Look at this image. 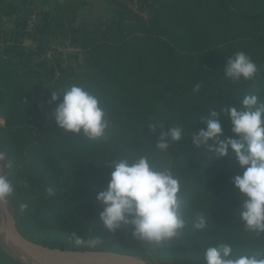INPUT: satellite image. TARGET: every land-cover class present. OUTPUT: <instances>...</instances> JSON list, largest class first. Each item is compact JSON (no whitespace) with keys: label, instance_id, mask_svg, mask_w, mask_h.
Instances as JSON below:
<instances>
[{"label":"trees","instance_id":"obj_1","mask_svg":"<svg viewBox=\"0 0 264 264\" xmlns=\"http://www.w3.org/2000/svg\"><path fill=\"white\" fill-rule=\"evenodd\" d=\"M80 1L89 3L44 6L31 50L23 43L30 11L22 6L26 19L0 42V150L15 162V179L31 195L20 212L21 228L54 245L195 264H207L203 250L220 243L231 244L235 255L264 253V234L247 231L239 218L243 195L232 181L241 170L230 163L231 150L221 158L192 141L222 105L241 107L251 95L264 102V0H108L111 17L90 24L78 21ZM57 38H67L77 50L69 55L73 63L41 57ZM237 52L256 63L255 79L224 77L226 61ZM73 84L92 89L107 106V142L67 133L51 118L58 103L51 102L53 91ZM219 119L224 136L233 135L229 116ZM159 123L163 128L155 133L148 128ZM174 126L183 130L182 141L158 149L159 132ZM114 155L172 161L187 201L182 238L153 247L133 239L128 229L112 233L104 227L97 194L108 187ZM201 212L208 227L196 230L192 218ZM72 233L102 242L77 245Z\"/></svg>","mask_w":264,"mask_h":264},{"label":"clouds","instance_id":"obj_2","mask_svg":"<svg viewBox=\"0 0 264 264\" xmlns=\"http://www.w3.org/2000/svg\"><path fill=\"white\" fill-rule=\"evenodd\" d=\"M257 72L251 57L237 52L226 61L224 77L232 82L253 80ZM199 89L197 84L194 91ZM258 100L251 95L243 99L241 107L222 105L219 112L213 110L211 118H205L206 128H199L192 136L196 149L217 157H228L231 150L230 163L241 170L232 181L243 195L239 218L245 229L257 236L264 234V102ZM51 102H58L51 118L59 128L90 141L107 142L111 119L107 106L92 89L73 84L59 93L53 91ZM221 114L229 116L233 135L224 136ZM148 128L155 133L163 125L152 124ZM182 139L183 130L174 126L159 132L156 147L166 150ZM114 157L109 165L112 171L108 187L97 194L103 208L98 217L104 227L112 233L128 229L133 239L153 247H164L182 238L188 225L183 212L187 201L172 161L156 164L147 155ZM0 161L5 162L8 170L0 174V204L6 205L16 192L10 178L15 172V162L4 152H0ZM47 191L53 195L51 188ZM27 207L26 203H20L19 211L23 213ZM192 227L196 230L208 227L204 213L195 214ZM72 237L77 245L95 247L102 242L99 237L85 241L76 233ZM203 256L207 264H264V253L235 255L229 243L209 246L203 250Z\"/></svg>","mask_w":264,"mask_h":264},{"label":"rangeland","instance_id":"obj_3","mask_svg":"<svg viewBox=\"0 0 264 264\" xmlns=\"http://www.w3.org/2000/svg\"><path fill=\"white\" fill-rule=\"evenodd\" d=\"M54 1L59 0H4L2 4H0V42L2 40H5V38H10V30L15 29L17 27H21L19 23H22V20L26 19V16H23L21 7L23 6L24 9L27 11H30L33 6L38 7H47L48 5H52ZM80 3L82 7L79 16L78 21H85L90 23H93L97 19H107L111 17L113 12V5L108 0H89V3H86L84 1L78 2ZM25 14V13H24ZM28 39H25L23 41L24 46L31 50L32 48L36 47L37 40L39 36L37 35H26ZM3 49V48H0ZM40 50V49H39ZM76 49L72 47V45L69 43V40L67 38H57L54 40L53 43L49 44V47L46 51H43V56L41 57H47L52 58L53 56L62 57L63 62L66 64L67 59H69L70 63H73L75 61V55ZM70 54L72 55V58L69 57ZM3 58L7 59V56L1 55ZM1 65V62H0ZM0 124H4V120H0ZM0 152H3L0 150ZM8 158V156H7ZM9 159V158H8ZM1 167H0V173L5 174L8 170L5 168V162L0 161ZM13 181V184L15 185L16 192L15 194L9 198V202L7 204L14 220L16 221L17 226L19 227V230L27 237L31 238L29 235H27L24 230L20 226V211H19V204L20 203H26L29 198L30 194L26 192L22 185L23 182H17L15 179V172L14 175L10 177ZM2 204H0V264H10L9 262L16 261L17 264H42V263H28L24 260H22L18 254L14 251V247L11 245L9 240L6 237L5 227L7 226V220L5 214L2 212ZM4 227V228H3ZM3 232V233H2ZM5 233V235H4ZM33 239V238H31ZM36 240V239H33ZM38 242L48 244L51 246H57V247H63V248H71L66 246H59L54 245L51 243L43 242L36 240ZM16 249V248H15ZM72 249H82V248H72ZM12 252V253H11ZM138 256H141L142 258L146 259L151 264H195L190 262H184V261H177L172 259H158L153 256H151L149 253L140 255L136 254Z\"/></svg>","mask_w":264,"mask_h":264},{"label":"water","instance_id":"obj_4","mask_svg":"<svg viewBox=\"0 0 264 264\" xmlns=\"http://www.w3.org/2000/svg\"><path fill=\"white\" fill-rule=\"evenodd\" d=\"M1 167V163H0ZM1 174V173H0ZM6 216V237L11 245L42 264H151L133 253L97 248L72 249L51 246L25 236L16 224L7 204L2 205Z\"/></svg>","mask_w":264,"mask_h":264},{"label":"built area","instance_id":"obj_5","mask_svg":"<svg viewBox=\"0 0 264 264\" xmlns=\"http://www.w3.org/2000/svg\"><path fill=\"white\" fill-rule=\"evenodd\" d=\"M42 9V7L38 6H33L31 8L24 27V31L28 35H32L35 33L42 17Z\"/></svg>","mask_w":264,"mask_h":264},{"label":"bare ground","instance_id":"obj_6","mask_svg":"<svg viewBox=\"0 0 264 264\" xmlns=\"http://www.w3.org/2000/svg\"><path fill=\"white\" fill-rule=\"evenodd\" d=\"M7 225V224H6ZM4 228V227H3ZM6 228V227H5ZM5 230V229H4ZM3 233V232H2ZM4 235H5V233H4ZM14 251L16 252V254H18L19 255V257L22 259V260H24V261H26V262H28V263H38V261L37 260H35V259H33V258H31V257H29V256H27V255H25L24 253H22V252H20L19 250H17V249H15L14 248ZM12 253V252H11Z\"/></svg>","mask_w":264,"mask_h":264},{"label":"crops","instance_id":"obj_7","mask_svg":"<svg viewBox=\"0 0 264 264\" xmlns=\"http://www.w3.org/2000/svg\"><path fill=\"white\" fill-rule=\"evenodd\" d=\"M85 1L89 2V0H85ZM26 39H28V38H26ZM9 263H10V264H17L16 261H14V262L11 261V262H9Z\"/></svg>","mask_w":264,"mask_h":264}]
</instances>
